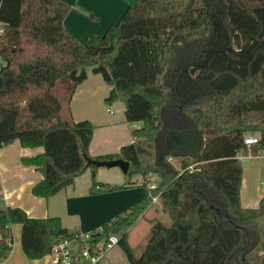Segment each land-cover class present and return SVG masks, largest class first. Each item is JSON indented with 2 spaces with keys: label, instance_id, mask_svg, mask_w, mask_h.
Here are the masks:
<instances>
[{
  "label": "trees",
  "instance_id": "trees-1",
  "mask_svg": "<svg viewBox=\"0 0 264 264\" xmlns=\"http://www.w3.org/2000/svg\"><path fill=\"white\" fill-rule=\"evenodd\" d=\"M123 1L118 24L81 42L65 26L66 0H0V149L44 148L23 164L43 173L32 193L47 199L87 170L92 194L156 176V188L146 182L147 196L102 226L128 264H264V196L256 208L241 203L243 161L264 152V0ZM90 70L114 85L110 99L126 101L128 123H142L117 154L91 157L94 127L70 109ZM86 158L129 162L127 182L98 181ZM157 196L169 221H149L137 253L129 231ZM16 224L31 260L76 233L0 204V262Z\"/></svg>",
  "mask_w": 264,
  "mask_h": 264
},
{
  "label": "crops",
  "instance_id": "crops-1",
  "mask_svg": "<svg viewBox=\"0 0 264 264\" xmlns=\"http://www.w3.org/2000/svg\"><path fill=\"white\" fill-rule=\"evenodd\" d=\"M66 1L73 9L65 19V26L81 42L91 35L102 36L111 26L119 23L127 8L123 0ZM89 10L99 11L100 21L97 23L90 21L87 14ZM113 89L114 85L111 82L90 70L88 78L77 86L70 104L75 121H89L94 127L93 138L89 146V154L93 158L119 153L123 146L135 141L133 129L142 126V123H128L126 101L110 99ZM43 152L42 147L25 148L18 140L0 149V204L2 206L21 207L30 217L35 218L58 217L69 231L88 232L100 228L109 220H114L148 194V189L142 182V176L140 180L139 175L132 179V185L127 189L103 190L98 194H92L90 192L91 170H87L77 177L74 186L65 188L49 199L35 196L32 189L44 179V176L39 168L24 165L23 158L34 157ZM262 156L264 157V152L251 159H260ZM244 176L241 189L242 206L256 208L248 207L244 201V199H250V196L243 190ZM97 180L110 185H123L127 182V177L122 171L98 169ZM263 196V194L258 195L259 202ZM159 204L156 217L162 218L165 214L162 211L161 202ZM147 214L143 220L151 227ZM141 221L129 231V235L141 224ZM12 231L13 249L5 264H49L48 256L39 260H31L25 255L21 244L22 226L20 224L13 225ZM147 234L142 238L144 241ZM117 249L123 250L120 246ZM107 259L106 255L102 262L108 263ZM124 259L125 264H128V259L126 257Z\"/></svg>",
  "mask_w": 264,
  "mask_h": 264
},
{
  "label": "built area",
  "instance_id": "built-area-1",
  "mask_svg": "<svg viewBox=\"0 0 264 264\" xmlns=\"http://www.w3.org/2000/svg\"><path fill=\"white\" fill-rule=\"evenodd\" d=\"M0 33H3L2 26H0ZM258 137L259 135L247 138L245 143L251 146L258 142ZM152 181L153 176L151 175L142 179L143 184L151 182L148 184L151 189L155 187ZM158 201L159 196L153 198L154 203ZM103 231L102 226L94 231H75L74 238L63 239L55 243L48 256L49 264H101L106 254L119 245L118 235L103 236L101 235ZM0 264H5V262H0Z\"/></svg>",
  "mask_w": 264,
  "mask_h": 264
},
{
  "label": "rangeland",
  "instance_id": "rangeland-1",
  "mask_svg": "<svg viewBox=\"0 0 264 264\" xmlns=\"http://www.w3.org/2000/svg\"><path fill=\"white\" fill-rule=\"evenodd\" d=\"M87 14H88V19L92 21L93 23H97L98 21H100L99 15L101 16V14L99 11L89 10ZM1 63H3V61L0 57V64ZM174 163L176 166L178 167L180 166L179 161L174 160ZM243 163H244L243 168L245 172L243 190L244 192H246L245 194L250 196L249 200L244 199V201L246 205H248V207H257L259 204L258 195L259 194L264 195V157L262 156V158L260 159H245ZM98 169L116 170L118 172H121L120 171L121 169L119 167H113L110 169H108L107 167H99ZM113 179H116V178H113ZM140 180H141V177H140ZM157 180H158L157 177L153 176V181L155 182V184ZM155 188H156V185H155ZM159 203H160V199L157 203H155V207L147 214L148 221H151L157 218L156 211L158 210L157 207H160ZM160 219L164 220L165 222L169 221V217L166 215L162 216V218ZM149 227L150 225L145 220H142L141 224L138 225L134 230H132L129 235L130 244L135 250H137V253H140L139 250L143 246V242H144L142 238L147 234ZM117 247H115L108 254H106L108 257L107 259L108 263L106 264H125L124 258L125 257L127 258V256L123 250L121 251V249L119 250L117 249ZM102 264H105L104 261L102 262Z\"/></svg>",
  "mask_w": 264,
  "mask_h": 264
},
{
  "label": "water",
  "instance_id": "water-1",
  "mask_svg": "<svg viewBox=\"0 0 264 264\" xmlns=\"http://www.w3.org/2000/svg\"><path fill=\"white\" fill-rule=\"evenodd\" d=\"M87 160V167H90L92 165L96 167H107V168H113V167H119L121 171L124 174H127L130 168V163L123 160V159H116V160H93L90 158H86Z\"/></svg>",
  "mask_w": 264,
  "mask_h": 264
}]
</instances>
